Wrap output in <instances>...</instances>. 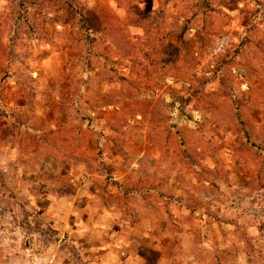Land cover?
<instances>
[{"label":"rangeland","instance_id":"374dc122","mask_svg":"<svg viewBox=\"0 0 264 264\" xmlns=\"http://www.w3.org/2000/svg\"><path fill=\"white\" fill-rule=\"evenodd\" d=\"M102 217L145 264H264V0H0V231L140 264L61 230Z\"/></svg>","mask_w":264,"mask_h":264},{"label":"built area","instance_id":"2783aa9c","mask_svg":"<svg viewBox=\"0 0 264 264\" xmlns=\"http://www.w3.org/2000/svg\"><path fill=\"white\" fill-rule=\"evenodd\" d=\"M231 40L227 36L218 37L208 52V61L213 66L220 55L226 52ZM237 75L236 69L231 70ZM27 238L18 229L0 231V264H62L52 244L43 249L28 245Z\"/></svg>","mask_w":264,"mask_h":264},{"label":"crops","instance_id":"0c3cea01","mask_svg":"<svg viewBox=\"0 0 264 264\" xmlns=\"http://www.w3.org/2000/svg\"><path fill=\"white\" fill-rule=\"evenodd\" d=\"M18 172H16L15 174H17ZM78 176H75V179H72V182H76L78 181ZM19 187L15 184V185H8V189H11L12 191H17ZM78 195V194H77ZM78 202H80L81 200H77ZM103 220H107V222H109L110 226H112V228L110 229L109 232H107L104 229H107L106 227L104 229L98 228L101 226V222H93V224L88 223L86 220H80V218H78L74 224H72L69 228L66 225L61 226V230L62 231H70V233H75L79 235V234H83L85 235L87 232L89 231H94L96 233L99 234V236H101V243L102 245H105L106 247H108V252L107 254H113V250L115 251V254H113L115 257H119L122 254L125 255V259L129 260V258L134 257V260H140L138 261L140 264H145L146 260L144 256H141L139 254V251H135L134 253H128V249L129 248H133L134 246V242H136L137 246H134V248H140L142 249L143 247H147V243H149V238H148V232L147 230L143 229V228H137L135 227V230H133V233L131 235V238H124L122 233L120 232V230L118 231H114L113 226L115 225V219L114 218H107V217H102ZM100 221V219H98ZM108 226V223H107ZM59 227V226H57ZM134 226H131L130 228H132ZM68 229V230H67ZM134 229V228H133ZM78 231H81L80 233ZM107 232V235L103 236V233L105 234ZM164 235V233L162 234ZM76 236V235H75ZM103 252H105L106 250H102ZM134 251V249H133ZM158 252L160 253L158 255V259H157V264H162L161 262L164 261V257L162 255V251L158 250ZM105 254V253H104ZM103 254V255H104ZM117 261V260H115Z\"/></svg>","mask_w":264,"mask_h":264}]
</instances>
